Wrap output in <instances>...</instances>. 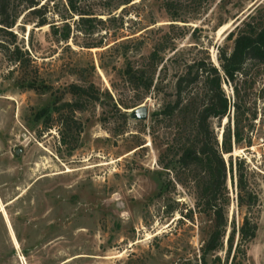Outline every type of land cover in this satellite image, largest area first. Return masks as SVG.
<instances>
[{
    "label": "rangeland",
    "instance_id": "obj_1",
    "mask_svg": "<svg viewBox=\"0 0 264 264\" xmlns=\"http://www.w3.org/2000/svg\"><path fill=\"white\" fill-rule=\"evenodd\" d=\"M72 1L84 14L47 0L48 25L21 12L15 37L0 34L19 51L0 48V264H264V64L248 61L239 75L244 141L222 154L227 224L204 258V172L178 162L189 127L162 113L185 65L206 51L216 63L217 46L230 49L227 34L264 0H172L176 20L163 0ZM128 64L152 75L149 91L127 81ZM222 88L232 102L231 85ZM227 121L210 119L219 148ZM239 168L256 194L257 230L234 251Z\"/></svg>",
    "mask_w": 264,
    "mask_h": 264
},
{
    "label": "trees",
    "instance_id": "obj_2",
    "mask_svg": "<svg viewBox=\"0 0 264 264\" xmlns=\"http://www.w3.org/2000/svg\"><path fill=\"white\" fill-rule=\"evenodd\" d=\"M129 1L126 0V2ZM68 5L72 11L84 14L77 10L72 0H68ZM163 7L172 20L178 18L176 9L172 10L176 8L172 0H163ZM47 8V0H0V34L2 32L15 37L13 27L21 12L24 13L23 16L28 14L30 18H33L31 22L36 27L48 25L50 22L47 20ZM227 38L232 40V46L230 49L221 45L217 46V63L210 59L206 51L205 57L194 58L191 63L185 65L184 71L176 76L175 99L162 109L163 114L178 116L184 126L189 127V137L181 149L178 162L183 166L192 165L204 172V176L197 181L198 201L202 210L212 215V226L201 249L203 258L209 251L217 250L222 246L227 224L224 207L227 198L223 195L226 189L227 170L222 154L231 152V139L236 144L244 141L238 79L239 75L244 73L248 61L264 64V3H259L246 13L227 34ZM10 44L13 43L8 39H0V48L6 56L19 52L16 50V45L10 51ZM156 54L155 50L150 53L151 64L155 62ZM123 72L130 84L141 87L145 92L149 91L153 77L148 74L145 67H134L128 64ZM222 83L231 85L234 94L232 102L222 88ZM197 84H200L201 88L195 92L193 86ZM71 87L77 93H83L85 90H81L76 85ZM231 107L234 113L232 132L229 126ZM225 117L228 119L227 127H224L222 131L219 148L210 119ZM240 162H242L241 159ZM229 170L231 171V168ZM230 178L236 188L237 204L240 208H245L241 222L237 228H232L227 238L230 241L229 250H231L233 235L237 233L238 241L235 243L234 251H239L243 245L242 242H248L256 234L257 223L251 213V208L256 203V194L248 187L244 168L236 169L235 176L230 174ZM14 233L19 240L18 233Z\"/></svg>",
    "mask_w": 264,
    "mask_h": 264
},
{
    "label": "water",
    "instance_id": "obj_3",
    "mask_svg": "<svg viewBox=\"0 0 264 264\" xmlns=\"http://www.w3.org/2000/svg\"><path fill=\"white\" fill-rule=\"evenodd\" d=\"M214 58L216 59V54H214ZM216 63H217V59H216ZM146 113H147L146 107H144L143 105H140V106L136 107V109H135V115L139 118L146 117Z\"/></svg>",
    "mask_w": 264,
    "mask_h": 264
},
{
    "label": "bare ground",
    "instance_id": "obj_4",
    "mask_svg": "<svg viewBox=\"0 0 264 264\" xmlns=\"http://www.w3.org/2000/svg\"><path fill=\"white\" fill-rule=\"evenodd\" d=\"M226 28V27H225ZM224 29V28H223ZM15 244H16V246H18V243H17V241H15Z\"/></svg>",
    "mask_w": 264,
    "mask_h": 264
}]
</instances>
